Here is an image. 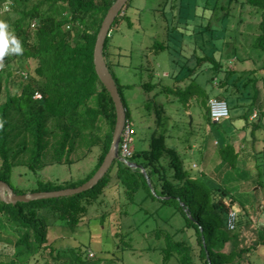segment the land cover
<instances>
[{
    "label": "trees",
    "instance_id": "trees-1",
    "mask_svg": "<svg viewBox=\"0 0 264 264\" xmlns=\"http://www.w3.org/2000/svg\"><path fill=\"white\" fill-rule=\"evenodd\" d=\"M115 1L12 0V3H9V9L18 17L13 22L7 23L8 30L20 41L23 51L21 54L5 55L1 58L7 65V68H3L7 69V75L2 77L3 73L0 72V156L2 159L0 180L7 182L16 194L79 187L89 181L103 164L111 148L117 113L111 94L96 72L94 50L103 20ZM132 2L133 0H129L113 27L119 21L128 19L125 11ZM239 2L241 6L253 7L260 13L259 32L254 48L260 51L264 58V0H227L226 4H222V0H162L163 11L170 8L171 14H176L174 19L177 20V25L183 28H181L183 32L194 30V34L196 32L201 34L203 41L212 33L206 43L213 40L217 46L212 48L211 54L205 53L199 56L196 68H192L188 63L185 65V62L184 65L180 64L181 61L176 62L178 70L169 76H173L175 82L186 83V88L163 83H143V89L148 92H154L160 87L159 92L144 104L147 111L153 109L155 98L160 94L168 98L175 97L176 100L172 102L179 103L183 111L189 113L188 115L192 114L191 109L195 107L194 102H197L207 107L206 117L211 126L225 132L226 120L221 123L212 122L208 107L211 92L217 93L213 85L218 79L220 87L224 89V99L227 102L232 100L233 104H236L235 108L243 110L238 119L249 121V109L259 104L260 89L257 83L260 78L256 75L260 71L253 69L250 72L239 73L228 71L223 65L231 5ZM221 12H224L220 19L223 29L219 30L212 26V21L220 18ZM5 16L6 14L0 17V21H4ZM129 25L134 26L132 21H129ZM109 37L105 43L104 56L109 68V64L119 67L121 64H113L111 60ZM189 37L191 38L192 35ZM170 38L178 41L181 46L182 41L178 37ZM184 39L185 36L183 41ZM161 47L164 50L170 48L164 47L163 44ZM22 60L37 62L34 75L30 79L27 74L20 71L21 68L19 70L17 62ZM8 66L11 68L9 69ZM14 70L19 71L14 72ZM251 74L256 78L245 81L247 82L245 84L244 79ZM113 76L127 109L128 123H131L130 110L123 95V88L131 86L121 84L114 74ZM18 77L20 92L12 94L9 86L11 81ZM150 77L155 78V71ZM241 84L244 90H241ZM249 84H252L254 93L245 90ZM232 85H235L234 87L242 94L236 100L227 96L230 95ZM3 91L5 100L1 101ZM37 93L41 95L40 99L35 98ZM156 113L160 122L158 136L156 137L153 133L148 148H137L134 156L129 160L145 168L156 194L152 192L140 168H132L120 160H115L104 178L93 189L81 194L17 204H8L0 198V219L4 217L16 233L18 237L15 242L16 247L26 248L19 252L20 255L31 253L32 246L36 243L43 251L44 264H96L95 261H89L84 257L85 252L81 248L70 247L56 250L49 245L48 227L61 222L76 231L82 222V217L88 211L87 206L99 199L106 189L115 186L118 189H124L131 203H135L136 194L144 190L145 200L149 198L159 200L163 206H171L183 216L185 226L181 231L195 232L198 238V255L194 246L186 241L175 239L172 234H167L166 248L163 250L165 262L175 258L178 264L250 263L251 253L260 245L264 247V230L254 229L258 238L250 245L246 242L244 231L246 227H250L251 221L248 219L249 214L240 212L243 205H233L234 198L231 191L205 171L195 176L191 170L185 169L181 156L167 143V130L164 129L166 119L164 104H158ZM261 116L264 117V110ZM227 121H230L229 123L235 129L239 126L235 125L231 115ZM262 121L254 125L251 131L253 138H259L257 134L259 131L264 134ZM188 129L192 131L189 125ZM242 129L248 128L244 126ZM135 133L136 128L133 124V134ZM226 134L225 132L224 135ZM226 137L225 146L219 150L221 174L226 173L227 170H235L240 157L228 135ZM99 144H102L99 162L85 179L67 186L52 181L38 182V187L30 191L21 190L14 183V169L22 164L27 165L33 172L44 169L50 163L70 164L72 163L70 157L77 149L82 146L90 149ZM51 150L53 151L52 159L48 160V152ZM25 155H28L26 159L23 158ZM258 177L259 184L263 186L261 168H259ZM114 178H116L115 183ZM256 192L253 194L255 200ZM230 205L237 211L236 226L233 230L228 226V206ZM242 217L247 219L246 227L243 226ZM124 237L125 235L122 234V242Z\"/></svg>",
    "mask_w": 264,
    "mask_h": 264
},
{
    "label": "rangeland",
    "instance_id": "rangeland-1",
    "mask_svg": "<svg viewBox=\"0 0 264 264\" xmlns=\"http://www.w3.org/2000/svg\"><path fill=\"white\" fill-rule=\"evenodd\" d=\"M226 1L222 0V4H226ZM10 2L12 3V0H0V17L6 14L4 17L6 23L13 22L18 17L10 9L7 10ZM7 12L10 13L7 14ZM230 12L229 28L225 36L227 46L223 53L224 68L239 73L250 72L253 69L260 71L256 75L260 78L257 83L260 98L259 104L249 109V121L238 119L243 110L235 108L236 104L228 100L231 116L234 118L235 125L239 126L235 129L226 119L224 122L226 135L222 129L211 126L206 117L207 107L200 103L194 102L195 107H192L190 115L183 111L179 103L172 102L176 100L175 97L168 98L163 94L155 98L152 110L147 111L144 106L154 97L155 93L159 92L160 87L158 86L159 88H156L154 92H148L143 89V83H163L186 88V83L175 82V78L169 76L178 70L176 62L181 61V65L185 62V65L188 63L192 68H196L199 56L205 53L211 54L212 48L217 46L213 40L206 43V40L211 38L212 33L210 32H208L210 36L206 34L205 41L201 39V34L198 32L194 34V30L183 32V28L179 27L177 20L174 19L176 14H171L170 8L163 11L162 0H133L132 5L125 11L128 19L119 21L113 27L109 37L111 60L113 64L118 63L121 66L109 65L121 84L131 86L123 88V95L130 110L132 120L129 123L130 128L133 129V124L136 128V133H132L131 136L136 149L148 148L151 135L155 133L156 137L158 136L160 122L156 109L158 104H164V116L166 117L164 129L167 130L169 147L174 148L181 156L185 169L191 170L195 176L205 171L231 191L234 198L233 205H243L244 208L241 207L240 212L249 214L248 219L251 221L250 227L247 228L245 222L247 219L242 217L243 226L246 227L244 236L250 245L258 238L254 229L264 230V185L259 184L258 177L259 168H261L264 181V134L259 131L257 133L259 138H253L251 135L254 125L264 119L261 116L264 110V58L260 51L254 48L261 18L257 9L247 5L241 6L240 2L231 5ZM223 13L221 12L220 18L212 21V26L219 30L223 29L220 21ZM6 17L8 19H5ZM129 21H132L134 26L131 27ZM174 36L182 41L181 46L178 41L170 38ZM162 44L170 48L164 50L161 47ZM17 65L19 70L21 68L20 71L27 74L30 79L34 75L37 62L22 60L17 62ZM4 67L7 68V65L0 58L2 77L7 75V69H3ZM8 68L10 69L11 66ZM19 70H14V72ZM154 71L155 78L152 79L150 75ZM256 76L248 75L244 82ZM19 81V77L11 81L9 90L12 94L20 92ZM213 86L219 94L217 96L216 91L211 92V99H224V89L220 87V80L216 79ZM234 86H231L230 95L227 96L236 100L242 94ZM241 90H244V87ZM245 90L254 93L252 84H249ZM4 100L5 92L3 91L1 101ZM190 116L193 118L192 122ZM262 123L264 126V120ZM188 125L191 126L192 131L188 129ZM244 126L248 129H242ZM227 135L240 157L235 170H227L226 173L221 174L219 150L225 146ZM52 154V150L48 152V160L52 159ZM101 154L102 144L90 149L82 146L72 153L70 164L50 163L37 172L29 170L27 165L22 164L14 169V183L21 190L28 191L37 188L38 182L52 181L67 186L85 179L99 162ZM27 157L28 155H25L23 158ZM115 181L116 178L113 182ZM255 191H257L256 200L253 198ZM144 196L145 191L141 190L135 196V203H131L123 188L118 189L113 186L106 189L99 199L87 206L88 211L82 217V222L76 231L61 222L48 227V244L56 250L70 247L81 248L85 252L84 257L89 261H95L96 264H178L175 258L170 262L164 261L165 238L167 234H172L175 239L186 241L194 246L196 255H198V238L195 232L193 230L181 231L185 226L183 216L173 207L163 206L159 200L155 201L152 198L145 200ZM230 206H228L229 212L237 213L236 209ZM5 220L4 217L0 219V264H44L43 251L36 243L33 244L31 253L19 254L26 248L16 247L15 242L18 237ZM122 234L125 235L124 242L121 241ZM250 257L249 264H264V247L258 246Z\"/></svg>",
    "mask_w": 264,
    "mask_h": 264
},
{
    "label": "water",
    "instance_id": "water-1",
    "mask_svg": "<svg viewBox=\"0 0 264 264\" xmlns=\"http://www.w3.org/2000/svg\"><path fill=\"white\" fill-rule=\"evenodd\" d=\"M128 2L129 0H116L115 3L111 6L106 17L103 20L94 50V63L96 67V72L101 82L104 84L108 92L111 94V97L116 106V113H117V120L113 133L111 148L108 154L106 155L103 164L96 172V174L83 185L76 188H66L57 191L35 192V193L18 195L14 192L13 188L7 182L0 180V198L2 201L8 204H17L18 202H31L41 199L69 197L84 193L86 191L93 189L100 182V180L104 178V176L107 174V172L109 171L115 160H120L132 168H140L142 172L145 174L148 184L152 188V192L156 194L155 190L153 189L151 179L145 168L142 165H139L135 162H131L125 159L120 154V144L122 141V135L124 133L126 124L128 122L127 109L124 105L117 82L104 56L106 40L112 32V27L116 19L121 14L123 9L127 6ZM190 117L192 122L193 118L192 116Z\"/></svg>",
    "mask_w": 264,
    "mask_h": 264
},
{
    "label": "built area",
    "instance_id": "built-area-1",
    "mask_svg": "<svg viewBox=\"0 0 264 264\" xmlns=\"http://www.w3.org/2000/svg\"><path fill=\"white\" fill-rule=\"evenodd\" d=\"M9 10V7H7ZM35 98L40 99L41 95L36 94ZM210 117L212 122L221 123L228 119L231 115L230 107L225 99L212 98L209 101ZM130 124L127 122L124 133L122 135V141L120 144V154L127 160H130L136 151V147L132 141L133 129L130 128ZM237 213H230L228 216V226L233 230L236 226Z\"/></svg>",
    "mask_w": 264,
    "mask_h": 264
},
{
    "label": "clouds",
    "instance_id": "clouds-1",
    "mask_svg": "<svg viewBox=\"0 0 264 264\" xmlns=\"http://www.w3.org/2000/svg\"><path fill=\"white\" fill-rule=\"evenodd\" d=\"M22 51L20 41L8 30V24L0 21V58L5 55L21 54Z\"/></svg>",
    "mask_w": 264,
    "mask_h": 264
}]
</instances>
